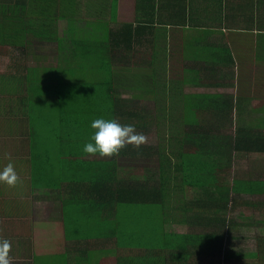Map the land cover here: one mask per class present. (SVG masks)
I'll return each mask as SVG.
<instances>
[{"label": "crops", "instance_id": "1", "mask_svg": "<svg viewBox=\"0 0 264 264\" xmlns=\"http://www.w3.org/2000/svg\"><path fill=\"white\" fill-rule=\"evenodd\" d=\"M77 6L85 11L71 26L67 13ZM122 13H133L132 20ZM123 28L132 29L128 40ZM86 32L91 39H84ZM62 41L70 53H61ZM90 49L96 56L91 71L106 76L107 87L110 77L112 87L128 81L126 87H153L141 91L152 101L154 93L164 96L158 102L177 123L181 116L174 136L184 141L178 148L165 133L168 147H176L168 152L181 156L184 147L196 172L209 171L207 180L193 182L178 173L171 199L160 194V207L109 203L111 185L92 179L95 156L83 152L93 133L53 129L46 113L57 111L56 98L41 80L46 71L78 70L75 55ZM67 59L73 62L62 65ZM33 75L39 79L30 83ZM217 98L225 106L222 115L201 112ZM31 123L37 128L34 156ZM212 123H219L215 130ZM191 124L202 128L189 131ZM45 125L49 133L42 131ZM254 136L264 137V0H0V169L12 163L20 177L15 187L0 183V240L11 242L12 264H264V245L238 244L241 227L250 225L232 217L239 200L252 207V199L264 197L239 190L264 189V180L246 177L239 187L227 180L236 162L239 170L242 163L252 169L254 157H264L234 148L237 138ZM204 149L217 154H202ZM118 163L122 178L127 174ZM135 172L140 188L146 175ZM164 198L173 202L168 212ZM225 218L223 247L207 240L182 251L141 241L154 236L157 219L168 234L214 237L221 232L216 221ZM170 221L178 231L167 229Z\"/></svg>", "mask_w": 264, "mask_h": 264}, {"label": "trees", "instance_id": "2", "mask_svg": "<svg viewBox=\"0 0 264 264\" xmlns=\"http://www.w3.org/2000/svg\"><path fill=\"white\" fill-rule=\"evenodd\" d=\"M109 16H110V21H113L116 18V13H111L109 14ZM113 33L115 36V31ZM121 34L126 37V40H128L129 34L132 35V29H129L128 31V28H123L121 30ZM113 40H115V37L113 38ZM67 46L68 45L65 43V41L61 42L59 50L61 51L62 54L70 53V50L68 49ZM108 50L110 54L114 53L115 45L110 44L108 47ZM91 52H93V50L91 49L87 51L82 50L81 52L75 55V56L79 55L76 57V60H77L76 63H78V68H79L78 70H82L83 73L87 72L91 74L92 72L91 67L85 68V62H84V59H87L88 58L87 55L90 54ZM69 62H73V61L69 59L64 60L62 62V65L63 63H65V65L68 66L67 63ZM60 69L54 71L55 76H56V72H58L57 75L59 77L60 82L58 81V85H57V87L59 88H56V90L53 89L54 91L53 94L55 98L58 99L61 97L63 93H65L64 97H66L69 100L76 101L78 98L74 92H71L70 94L67 93L73 90L72 83H73L74 78L70 77L67 79L66 78L63 79L65 82H68L71 85V87H68L67 91H65L62 87L63 85H61V82H62L61 72L63 75L62 69L71 70V71H74V69L62 68V67ZM108 79H109V86L107 87L108 88V92H107V103L108 104L106 107L103 105V94L101 93L99 94L100 97H98V101H100L99 103L102 107L100 108V110L96 111V113L94 111H91V112L87 111L86 116L79 117L78 119L72 118L70 121L69 119H64V118H61L60 120H58L55 116L50 115L49 118H50L53 129H60L63 131L66 130L68 132L76 131L78 133L80 132L84 133L83 132L84 127L89 125L87 124L88 121L90 120L93 121L95 120L96 117H104L105 115L109 118V120L116 119L122 125H129V124L134 125L136 132L143 133L148 137L150 132L157 127V119L154 118L153 115H151V112L153 111V109L151 108L149 103H155L156 106L158 107L159 105L158 98L159 97L164 98V96L160 95L159 92H157V94L154 93V95L158 96V98L152 101V99L149 97L150 99L145 101L144 105L142 104V106H141L142 99H140L139 97L131 98L128 101L121 100V99L119 100L117 96H115L117 94V89L115 87H112V84H110L111 79L109 77ZM46 87H48V85ZM133 92L134 94L139 93V92L143 93L144 95L150 94L149 92H146V91L141 92V91L133 90ZM109 98H111L110 101H109ZM206 105H207L206 107H202V110H201L202 113L211 111L214 114L219 113L218 114L219 116L223 114L225 106L221 99L217 98L215 102H212ZM95 114L97 116H95ZM86 118L90 120L84 121ZM218 125L219 123H212L211 125H209V129L215 130L218 127ZM222 125L224 126V123H222ZM194 126H200V128H202L201 125L191 124L188 130L193 132ZM92 132H94V130H92ZM179 135L180 134H177L175 136L179 137ZM29 136H30V144L32 145L31 151L34 156V151L37 150V144H36L37 128H36V125H34L33 123L30 124V135ZM181 142L184 144V141H182L181 138L178 139L172 136V142H171L172 145L177 146L179 148L178 145H181ZM226 143L230 145L229 141H226ZM169 148L176 149V147H168V150ZM234 148L235 150H238L240 152H257V154H262V152H264V137L254 136V137H247L243 139L237 138L234 144ZM202 154H217V152H212L209 149H204L202 151ZM229 154H231V152H228V155H227V161L230 164L232 163V157ZM172 155L175 161L179 160V158L181 160V157L184 156V160L182 161V163L175 166L176 167L175 171L177 174L182 173L184 177H186L185 178L186 180H191L194 182V181H203V180L205 181L209 178V174L205 173L209 171L203 170L202 171L203 174H200L196 172V170H194L192 162L189 163L187 161V158H186L187 155H186L184 147H183V152L181 156H180V151H178V155L177 154H172ZM159 158H160L159 147L152 145V144L141 145L139 149H136L133 146H127L121 150L119 156H115L111 158H101L97 154L94 157V161H93L94 168H93L92 179L95 181L102 180L112 186V187L110 186L107 192V198H108L109 203L114 201L115 203L117 202V205H132V206L134 204L153 203V204H156L155 207H160L159 204L162 203L160 202L161 201L160 194L162 193V185H161L162 179H161L160 173H159V176H157V173H156L157 171L155 167L157 162H154L155 160ZM224 159H225L224 157L220 158V160H224ZM202 160H204L202 161V163L204 164L206 162L205 161L206 158L202 157ZM218 160L219 158L218 156H216L215 157L216 164ZM117 161H119L118 163L119 166L122 165L123 168H125L126 173H128L127 175H123L122 178L120 177V174L117 170L118 169ZM159 161L160 159L158 160L157 165L161 169H163L164 167L163 163L160 161V164H159ZM136 167H139V168H136ZM138 169H142L143 171L146 172L145 180L141 182L140 188H138L139 184L135 183V182H139L137 178L138 174L135 172ZM223 175L225 174L222 173L221 178H223ZM190 176H192V179L190 178ZM227 178H228L227 179L228 182L232 180L234 183H237L238 187L240 186V184H242V182H240L241 181L240 179L239 180L235 178L232 179L231 172H227ZM155 182H157L158 184L156 185L157 186L156 189H154L153 187V184H155ZM248 190L249 189H241L239 191H242L243 193H249V194L264 192V189H251L250 191ZM234 191H238V190L235 189ZM216 222L218 225H220L217 229H220L221 232H219L217 236L210 237L206 235L193 236L189 234L165 233L160 228V220L157 219L155 230L153 229V233H154L153 239L151 238L149 239V237H146V238H143L141 241L143 245H149L153 243L155 245V248H160L165 245V246H171L177 250H182V251H186V246L190 244H192L193 246L195 245L196 248L200 247L202 244H204L202 243V241H205V243H207V240H215V243L217 241V243L221 244V246L223 247L224 245L228 244L227 243L228 236H226L227 234L225 233L227 232L226 228L228 227V221L225 218V219H222L221 222L219 221H216Z\"/></svg>", "mask_w": 264, "mask_h": 264}, {"label": "rangeland", "instance_id": "3", "mask_svg": "<svg viewBox=\"0 0 264 264\" xmlns=\"http://www.w3.org/2000/svg\"><path fill=\"white\" fill-rule=\"evenodd\" d=\"M85 11V9L83 8H79V6H77V11H72L71 14L67 13V20L69 22V24L71 26H75V23H78L79 21L76 18V16H80L79 12H83ZM127 18H130L129 20H132L133 17V13H122V15H125ZM95 24V23H93ZM77 30V26L76 28H74V31ZM85 40H89L91 39V37L88 35V33L86 32V35H83ZM46 50H50L52 51L50 48L46 49ZM87 59H84L85 62V68H89V67H93L96 65V60L94 59H90L91 57H96L95 56V52H91L90 54L87 55ZM46 65H48V63H46ZM52 65V63H51ZM50 65V66H51ZM92 65V66H90ZM49 67V66H46ZM63 71V75L61 72V76H62V82L61 85H63V89L65 91H67L68 87H71V85L68 82H65L63 79H67V78H74L73 80V90L67 92L68 94H70L71 92H74L77 96V100H69L66 97H64L63 93L61 95L60 98L58 99H51V101L55 104V107L57 106V111L55 113H52L51 110L48 108V111L46 114L48 115H53L55 116L57 119L59 118H75L78 119L79 117H83L87 115V111L91 112L94 111L96 113V111L100 110L101 105H100V101H98V97L99 94H103V105L106 107L107 106V92H108V88H107V83H106V76H98L97 73H92L89 74L87 72H82V70H75V71H71V70H64ZM49 72L46 71L45 75L41 76V80L44 81V86H45V90L50 94V96H54L53 94V89L56 90V88L58 85V81L59 77L57 75L58 72H56V76L53 74H48ZM88 75V76H87ZM36 75H33V77H30V83H32L34 80L39 79L38 77H34ZM110 78V77H109ZM112 84V83H110ZM129 82L125 81V86H120V87H115L117 89V94L115 96H117V98L120 100H130L131 98H136L139 97L140 99H142L141 102V106L142 104L144 105L145 101L149 100V96L148 95H144L141 93H135L133 92V90H138V91H142V90H152L153 87H126V85H128ZM48 85V87H46ZM193 91V90H192ZM105 97V98H104ZM111 100V98H109V101ZM164 102L159 103L158 107L156 106L155 103H149V105L151 106V108L153 109V111L151 112V115L154 116V118L157 119V127L155 129H153L150 134L148 135V140L147 143L144 145H155L157 147H159L160 150V161L163 163V169H161L157 164H158V160H155L154 162H157V164L155 165L156 167V173L157 176H159V173L161 175V182L163 183L164 188L162 189V194L163 196L165 195V193L169 194V198L171 199V183L173 182V180L178 179L177 173L175 171V166L178 165L177 161H175V159H173V155L171 150L168 152V141L165 139V133H169L170 134V141L172 142V135L174 136L175 132L179 131V127L180 125H182L181 121V116L180 119L177 123V116H172V112H167L165 111L166 109L164 108ZM2 106H8L7 101L5 100ZM142 108V107H141ZM140 109V108H139ZM76 112V113H75ZM62 115V116H61ZM95 116H97L95 114ZM100 116V115H98ZM98 118H103L106 120H109V118L107 116L104 115V117H96L95 119ZM187 118L191 119L190 116H188ZM111 119V118H110ZM238 126V125H237ZM51 130V126L49 125H45V127H43L42 131L44 133H49V131ZM92 128H91V123L89 125H87L86 127H84L83 132L87 133L88 135H90L92 132ZM168 131V132H166ZM175 137V136H174ZM152 142V143H150ZM256 159H254L253 161H257V162H253L251 163L253 168L250 169V165L249 163H242L241 167L242 169L239 170V165L240 163L236 162L235 164V169L233 171L232 174V179H237V180H241V179H246V177H251V179L254 180H264V157H262L260 159V161L258 160L257 157H254ZM159 161V164H160ZM172 165V166H171ZM126 172V171H125ZM123 172L122 174H128ZM141 176H145V172L141 169ZM155 185H158L157 182H155ZM264 197L261 198L259 200V198H254L252 199V207L249 206H244V204H242L241 200H239V204H241V206H238L236 208V210H234L233 212V219L234 221H239L242 222L243 224H249L250 226L247 228L241 227V231L242 234L238 236V244H248V245H264V212L262 210H264ZM164 202L165 198H164ZM173 202H171V200H168L166 202V204H163L165 206V211L168 212L171 209V205ZM172 221H170L168 223L167 229L170 231H178V229L176 228V224H171ZM243 232L246 233L244 236ZM153 239V237H151ZM227 243H228V239H227Z\"/></svg>", "mask_w": 264, "mask_h": 264}, {"label": "clouds", "instance_id": "4", "mask_svg": "<svg viewBox=\"0 0 264 264\" xmlns=\"http://www.w3.org/2000/svg\"><path fill=\"white\" fill-rule=\"evenodd\" d=\"M91 128L94 130L90 138L92 142L83 147V152L89 156L97 154L101 158L119 156L125 147L133 146L139 149L148 140L145 134L136 132L134 125H122L116 119H95L91 123ZM18 182H20V177L12 163L0 169V183L15 187ZM10 251L11 242L6 239L0 240V264H12Z\"/></svg>", "mask_w": 264, "mask_h": 264}]
</instances>
